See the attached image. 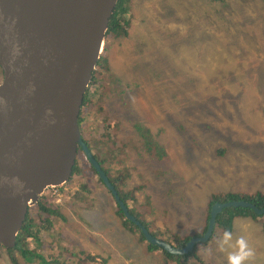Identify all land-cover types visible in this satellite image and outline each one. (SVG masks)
I'll return each instance as SVG.
<instances>
[{
	"label": "rangeland",
	"instance_id": "374dc122",
	"mask_svg": "<svg viewBox=\"0 0 264 264\" xmlns=\"http://www.w3.org/2000/svg\"><path fill=\"white\" fill-rule=\"evenodd\" d=\"M222 1L134 0L128 36L108 44L106 52L111 81L96 111L102 122L111 124L117 115L109 113L111 105L120 104L125 135L122 142L109 138L112 143L108 140L106 149L93 152L107 157L110 166L111 159L116 173L125 166L121 174L126 191L144 186L135 190V209L138 205L140 216L150 223L149 232L156 234L153 230L158 229L168 241L171 235L202 229L212 192H264V0ZM213 22L221 31L226 29L221 24L235 26L226 37L225 31L212 28ZM95 89L88 95L92 100L98 97ZM153 119V131H162L160 137L168 144L165 160L161 153L153 160L147 156L155 140L133 135L138 123L152 134ZM97 122L86 126L87 136L103 131L97 132ZM218 145L227 147L223 158L215 154ZM131 151V158H126ZM82 168L91 179L88 183L75 176L44 193L53 199L57 195L47 194L52 190L65 193L54 204L68 222L64 226L55 222L52 230L28 238L32 254L18 255L16 262L93 264L88 257L95 255L97 264H177L159 251L149 252L138 233L124 228L109 191L91 177L84 163ZM234 226L237 231L223 250L222 237L199 254L211 264H226L230 255L239 252L238 241L243 239L254 253L244 264H264L259 225L239 218ZM0 253V264H11L8 252L0 249Z\"/></svg>",
	"mask_w": 264,
	"mask_h": 264
},
{
	"label": "water",
	"instance_id": "95a60500",
	"mask_svg": "<svg viewBox=\"0 0 264 264\" xmlns=\"http://www.w3.org/2000/svg\"><path fill=\"white\" fill-rule=\"evenodd\" d=\"M116 2L0 0V247L16 245L29 208L47 186L68 180L80 150L124 218L148 244L174 256L206 241L226 208L264 214L246 201L215 203L205 235L177 248L153 236L121 200L78 126Z\"/></svg>",
	"mask_w": 264,
	"mask_h": 264
},
{
	"label": "trees",
	"instance_id": "16d2710c",
	"mask_svg": "<svg viewBox=\"0 0 264 264\" xmlns=\"http://www.w3.org/2000/svg\"><path fill=\"white\" fill-rule=\"evenodd\" d=\"M219 1H222V0H219ZM133 3H134V0H118L116 5H115V8H114L112 17L109 20L107 32L105 35V44H104V48H103L104 52L101 54V56L97 62V66L93 72L91 83H90L89 88L87 90L86 96L84 97V100H83V108L80 112L78 123L79 124L84 123L85 127H86V126L90 125L91 123H94L95 120H98V122L96 123L97 126L99 127L97 132H99L100 129H102L103 131L100 134H95L93 132H91V133L89 132L88 140H86L85 143H87V146L89 147L90 151H92L94 157L99 162V164L101 166H104V165L106 166V168H105L106 173L110 177L111 183L115 186V189L117 190L118 195L121 198V200H123L125 202V204L129 208L130 212L134 216H136L137 220H139L143 225L146 226V228L149 229L150 223H148L145 219H143L140 216L141 214H140V211L138 209V205H137V210L135 209V207H136L135 204L137 203V200H136L137 198L135 197L136 196L135 190L141 191L142 189H144V186L135 185L126 191L125 188L123 187L124 185H123L122 181L124 178H122L123 175L121 174V172L124 171L125 166L121 167L120 169L118 168L117 173H116L113 171V168L111 167L113 165V162H111V159L109 162V163H111V166H110L107 163L108 162L107 157H98L99 153L93 152V150H95V149H106L109 138L113 137L117 141H121L122 135H125V133L123 132L125 130V128L122 127V125H124V122L122 121V119L119 116L121 111H122V106L120 104H116L115 106L111 105V112L115 111L117 114L115 117V119H116L115 122L111 123V124L104 122V121L102 122V120L98 117V114H97L98 112L96 110H100V108H98V106L106 99L107 90H108V87H109L110 81H111V76H110L111 75V68L109 66L110 63H109L108 56L106 55V52L109 49L108 44L110 45L111 42L113 43V42L119 40L120 38H126L128 36L129 29H130L131 23H132V18H134L133 12H131L132 7H133ZM221 26L225 27L226 29L221 31V30H219V25L217 22L212 23V28L221 32V34H222V32L225 31L224 35L226 37H228V34L230 33V31L232 32V30H233L232 26H235V25L234 24H229V25L221 24ZM246 29L249 30L248 26H246ZM206 33H208V31ZM254 33L258 37V32L256 30H254ZM209 40H212V39L209 38ZM215 40H217V39H215ZM234 48H236V47H234ZM220 64H222V63L220 62ZM0 78H1V71H0ZM94 86H99V89H97V90L95 89V91L93 92L94 94H97L98 97L95 100H92L88 97V95L90 94V91L94 90ZM111 103H112V101H111ZM110 114H112V113H110ZM82 119L84 122H81ZM155 123H156V120L153 119L152 124H151L152 134L150 133V131L146 127H144L143 125L138 123L137 126L135 127V129H136L135 134H133V135L137 136L140 140L141 139L143 140L144 138L147 139L148 137H150V139H152V140H155L156 145L153 146V148L151 149L150 152H148V154L146 151H142V152L147 154V156L150 157V160H153L154 156L156 154L161 153V154H163V159L165 160L166 154L169 150V148L166 146L168 144L166 141L162 140V137H160L161 136L160 134L162 133V131H160L158 129H156V131H153V127H154ZM116 135H117V137H116ZM109 142L111 144L112 140H109ZM159 142H163L164 144L163 145L159 144ZM134 150H136V153L134 154L135 155L134 158H136L137 154L139 153V149L137 147H135ZM214 151H215V154L218 156V158H223L227 153V147L224 145H218L217 147H215ZM132 152L133 151L130 152V156H129V154H126L125 157L131 158ZM111 157L112 158L115 157V153L113 152V150L111 151ZM121 161H119L118 163H120ZM82 163H84L85 166H87V172L91 173L90 174L91 177H96L98 183L100 185H103L102 181L97 176V173L90 166V164L88 163L87 159L85 158V156L83 155L81 150L78 152L77 162H76L75 167L73 169V173H76V174L73 175V173H72L73 177L71 175V179L69 180V183L71 181H73L72 178H74L75 176H80V175H78L79 172H81V174L83 173ZM141 178H143V174L141 175ZM147 181L148 180L145 179V184H147ZM55 191L52 190V192L47 193V194L55 196L56 193L58 192V191H56V193H55ZM59 192H60V196L65 195V193L62 194L61 191H59ZM144 195H145V192H144ZM57 198L58 197H55V199H53L52 196H46V194H43L40 197L38 203L35 204V207L32 208V210L29 209V211L26 215V219L23 222L22 228L20 229V231L17 235L16 245L13 248H11L10 250H6L8 252V260L11 264H19L16 262V259H15L18 255L25 258L26 256L32 254V251L28 249V247H29L28 246L29 243H27L28 238L32 239L34 236L37 237V235L42 233V232H48V231L52 230L55 222L57 223V225H61V226L65 225L64 223L67 221V218L63 215L62 211L59 209L60 207L59 206L55 207V204H54V200L58 204ZM111 198H112V195H111ZM144 201L145 200H143L142 202H144ZM230 201H246V202L252 203L253 205H255L258 208H264V192L260 191V190H257L254 192H247V191H233V192H231V191H227V192L217 191V192H212L208 196L206 204H205L204 224L202 226V229H197V230L194 229L193 232H191L190 234H187L186 236L171 235L170 236L171 240L169 241L171 243V245H173L174 247H177V248H183L189 240L193 239L194 237L203 236L204 233L206 232V229H207L212 205L215 203L223 204V203H227ZM142 202H139V204ZM131 203H132V205H130ZM114 204H115L114 205L115 213L119 218H121L122 224H123V226H125L124 227L125 229H128V231L130 233H134L133 230L136 233H138L140 236V240H142V242L145 243V246L149 251H155V250L159 251L161 254H164L166 257L170 258L172 262H176L177 264H187V263L190 264V262L192 264H194V260L198 262L197 264H203V262L205 264H211L212 261L205 260L199 254V252L202 249H203L202 253L208 252L205 247L208 245H211V246L215 245L218 242V240L219 241L221 240L225 231H230L231 233H236L237 230L234 226L236 219H239V218L240 219H244V218L252 219L253 222H256L260 226L261 231L264 234V214L263 215H256L249 208L230 207V208L224 209L221 213H219L216 216L214 231H213L212 236L208 242L197 244L195 246V248H193V252L188 253L187 255L174 256L172 254H169V253L163 251L162 249L157 248L156 246L147 244L142 233H141V231L135 225H133L131 222L126 220L124 218L120 208L118 207V205L115 202H114ZM35 211H37L38 215L32 214ZM154 211L155 210H151V213L154 215L153 217H155ZM153 231H154V233H156L153 236H155L158 239H164L165 241H168L167 238H165L164 234L160 233L161 232L160 230L155 229ZM164 231L166 232V230H164ZM33 233H34V235H33ZM35 237H34V239H35ZM38 240L39 239L37 238L36 241H38ZM0 249H3V247H0ZM218 249L220 250V247H218ZM29 253H31V254H29ZM223 255H224V253H223ZM0 257H1V253H0ZM223 258L226 261L225 255L223 256ZM88 259L91 261L92 257L89 256ZM226 264H229L228 260L226 261ZM253 264H261V262L260 261H256V262L253 261Z\"/></svg>",
	"mask_w": 264,
	"mask_h": 264
},
{
	"label": "clouds",
	"instance_id": "9594fccd",
	"mask_svg": "<svg viewBox=\"0 0 264 264\" xmlns=\"http://www.w3.org/2000/svg\"><path fill=\"white\" fill-rule=\"evenodd\" d=\"M110 193V192H109ZM113 198V196H112ZM114 201V199H113ZM115 202V201H114ZM116 203V202H115ZM125 203V202H124ZM117 204V203H116ZM119 207V206H118ZM30 209V208H29ZM223 211V210H222ZM145 226V225H144ZM146 227V226H145ZM260 227V226H259ZM261 229V228H260ZM148 230V229H147ZM153 234V233H151ZM154 235V234H153ZM232 238V233L230 231H225L224 234H223V238H222V242H221V250H223V245L224 244H227ZM164 240V239H163ZM190 241V240H189ZM169 242V241H168ZM147 243V242H146ZM170 243V242H169ZM148 244V243H147ZM171 244V243H170ZM238 245H239V252L237 253H234L232 255L229 256L228 258V261H229V264H244V262L251 256H253V251L248 247L247 245V242L243 239H241L240 241H238ZM186 246V245H185ZM184 246V247H185ZM194 248V247H193ZM5 249V248H3ZM5 250H10V249H5ZM148 250V249H147ZM193 250V249H192ZM190 251L189 253L193 252V251ZM149 252H152V251H149ZM92 257V260L89 261V262H92L93 264H97V260H98V257L95 256V255H89ZM96 262H95V261ZM105 261L104 258L101 259V262Z\"/></svg>",
	"mask_w": 264,
	"mask_h": 264
},
{
	"label": "flooded vegetation",
	"instance_id": "af4514ba",
	"mask_svg": "<svg viewBox=\"0 0 264 264\" xmlns=\"http://www.w3.org/2000/svg\"><path fill=\"white\" fill-rule=\"evenodd\" d=\"M99 86H96V90H97V88H98ZM109 88V87H108ZM88 90V89H87ZM87 93V92H86ZM96 93V92H95ZM97 95V94H96ZM86 96V95H85ZM82 108H83V104H82ZM82 108H81V110H82ZM81 112V111H80ZM109 112L111 113V109L109 110ZM81 122H84L83 121V119H82V121ZM78 126H79V129H80V132H81V136H82V138H83V140H84V142H86V140H88V136H87V133H86V127H85V124L84 123H82V124H79L78 123ZM87 127H89V125L87 126ZM116 137H117V135H116ZM87 144V143H86ZM89 148V147H88ZM92 152V151H91ZM93 154V153H92ZM110 155V154H109ZM94 156V155H93ZM111 157V156H110ZM95 158V157H94ZM96 159V158H95ZM98 162V161H97ZM99 163V162H98ZM100 167L102 168V170L105 172V174L107 175V177H108V179H109V181L111 182V179H110V177L108 176V174L106 173V170H105V168H106V166L104 165V166H101L100 165ZM82 170H83V173L81 174V172H79V174L78 175H80V176H83L84 177V180H85V182L86 183H88L91 179H90V177H89V175L86 173V171L82 168ZM76 173H73V175H75ZM73 175H72V177H73ZM98 176V175H97Z\"/></svg>",
	"mask_w": 264,
	"mask_h": 264
},
{
	"label": "bare ground",
	"instance_id": "6f19581e",
	"mask_svg": "<svg viewBox=\"0 0 264 264\" xmlns=\"http://www.w3.org/2000/svg\"><path fill=\"white\" fill-rule=\"evenodd\" d=\"M118 1V0H117ZM117 3V2H116ZM115 8V7H114ZM77 162V161H76ZM73 173V172H72ZM72 173H71V175H72ZM71 175L69 176V178L71 177ZM69 178H68V180L66 181V182H64L62 185H59V186H47L46 188H45V191L47 190V189H49V188H59V187H62V186H64L65 184H67V182L69 181ZM45 193V192H44ZM43 193V194H44ZM42 194V195H43ZM41 195V196H42ZM40 199V198H39ZM247 208H249V207H247ZM250 209V208H249ZM219 214V213H218ZM217 214V215H218ZM259 215H263V214H259ZM211 219V217L209 218V220ZM139 221V220H138ZM140 222V221H139ZM215 222H216V218H215V220H214V225H215ZM141 223V222H140ZM133 224V223H132ZM134 225V224H133ZM208 225H209V221H208ZM208 225H207V228H208ZM214 225H213V229H212V232H211V234H210V236L208 237V239L206 240V241H202V242H198V243H196L195 244V246L197 245V244H199V243H206V242H208L209 241V239L211 238V236H212V233H213V231H214ZM136 226V225H135ZM137 227V226H136ZM138 229H139V227H137ZM147 229V228H146ZM140 230V229H139ZM141 231V230H140ZM206 231H207V229H206ZM206 233V232H205ZM205 233H204V235H205ZM203 235V236H204ZM203 236H201V237H203ZM195 238V237H194ZM195 246H194V248H195ZM193 251V250H192Z\"/></svg>",
	"mask_w": 264,
	"mask_h": 264
},
{
	"label": "built area",
	"instance_id": "2783aa9c",
	"mask_svg": "<svg viewBox=\"0 0 264 264\" xmlns=\"http://www.w3.org/2000/svg\"><path fill=\"white\" fill-rule=\"evenodd\" d=\"M55 193H56V191H55ZM56 195H57V197L59 198V202H60V200H61V199H60V198H61V197H60V194L56 193Z\"/></svg>",
	"mask_w": 264,
	"mask_h": 264
}]
</instances>
